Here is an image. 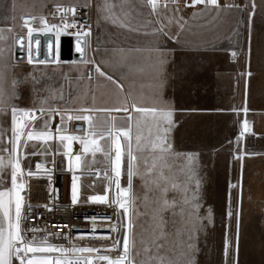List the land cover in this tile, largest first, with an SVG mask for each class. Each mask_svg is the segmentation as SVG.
<instances>
[{"label": "snow or ice", "instance_id": "obj_1", "mask_svg": "<svg viewBox=\"0 0 264 264\" xmlns=\"http://www.w3.org/2000/svg\"><path fill=\"white\" fill-rule=\"evenodd\" d=\"M129 3L130 0H119L120 10L125 17L130 14L125 11ZM140 3L152 17L149 23L157 25L154 29L156 33L167 35L164 29L173 22L180 27L184 26L181 22L182 18L176 16L180 0H140ZM91 4L92 0H85L82 7L87 8ZM10 6L14 10L16 0H11ZM115 6L109 0H104L103 5L98 6V10L107 11L109 16L106 18L112 19L114 23L119 22L122 27H129L113 13L112 9ZM184 7L197 9L196 14H199L203 11H220L239 6L232 3L221 5L220 0H184ZM251 7L253 11L249 14L250 20L256 7L255 0H252ZM57 14L60 16L62 26L49 24L47 18L43 16L22 17L21 26L26 29L29 45L34 33L55 30L58 47L59 36L68 34V29H76L74 33L76 50L81 54V62L85 65H94L97 78L104 77L122 91L123 85L119 84L112 75L102 71L101 67L89 58L87 50L90 44L87 38L92 34L91 26L82 23L78 26L77 22L69 21V16L75 17L77 14L76 6L65 7L63 4H58ZM37 20L42 27L33 25L32 22ZM129 30L139 31L130 27ZM3 31L0 29V39L4 38ZM23 39L24 37L19 38L17 43ZM35 43L38 45L39 41L36 40ZM250 52L249 48V54ZM232 55L235 56L236 53L233 52ZM28 62L32 63L31 58ZM38 62L46 63L44 60ZM53 62L58 64L59 60L54 57ZM244 75L247 97V78L251 77L252 73L247 71ZM65 79L67 80V77ZM93 80L89 73L67 85L50 87L40 106L30 109L15 105L10 106V109L5 107L3 92L0 91V113L10 111V136L6 140L4 130L0 128V174L10 169V187H3L0 190V264H14V262L15 264H176L171 253L177 247L182 250L183 264H194L195 235L201 227L198 223L200 182L195 179V170L192 167L195 156L176 153L172 148L170 140V133L174 127L172 110L163 104L145 106L135 102L131 105L127 103L101 105L97 103L96 91L92 87ZM15 83L13 81V85ZM241 111L245 114L248 112L246 101ZM113 113H124L123 124L117 122L118 117ZM57 118L59 122L53 127V121ZM72 121L85 123L83 134L69 132L67 125ZM250 131V124L244 119L238 140ZM74 142H78L81 146L75 153ZM30 147L36 150L29 153L27 149ZM54 150L55 153L68 158L70 171L74 162L75 168L83 166L88 174L97 178L101 176V171H93L85 163V157L91 153L95 160L96 153L103 154L107 161V166L103 170L107 185L103 194L90 195L87 199L92 203L115 205L118 215L123 217L120 229L110 226L108 234L93 237L113 240L111 245L103 248L73 245L68 248L49 242L47 237L56 233H47L43 237L28 235L29 232L37 233L42 230L24 224L27 219L25 196L22 195L27 187L25 178L37 176L40 170L45 172L50 170L42 163L35 165L36 171L25 169L22 164L29 155H49L53 154ZM5 153L6 156L3 155ZM243 155L241 153L237 158L243 159ZM52 163L54 164L55 161L53 160ZM122 174L127 176L126 187H122L120 183ZM181 175L185 177L183 181L179 180ZM134 176H139L143 180L142 195L133 191ZM3 179L4 176L0 175V182ZM79 181L80 177L74 175L71 185L73 204L78 203L80 199ZM193 181L194 188L190 186ZM169 192L180 194V199L176 197L168 199ZM109 193L112 194L111 200ZM138 200L146 208L150 205L151 211L141 213L137 207ZM177 207L179 212L176 211ZM165 211H171V221L165 220L163 215ZM142 214L146 217L145 224H140L137 219ZM228 215L231 216L232 212L229 211ZM177 216L180 217L179 221L176 220ZM210 217L209 210V219ZM239 230L240 212L237 208L235 243L233 244L232 240L226 237L225 256L230 249L234 255L238 254ZM116 231L123 233L119 239L113 238L110 234ZM93 232H96L95 228ZM111 252H116V255L102 254ZM85 253L89 255H81ZM234 264L237 262L234 261Z\"/></svg>", "mask_w": 264, "mask_h": 264}, {"label": "rangeland", "instance_id": "obj_2", "mask_svg": "<svg viewBox=\"0 0 264 264\" xmlns=\"http://www.w3.org/2000/svg\"><path fill=\"white\" fill-rule=\"evenodd\" d=\"M7 3L10 4L11 0H0V4ZM17 3L16 0V5ZM251 3L252 0H245L246 15L244 21L237 32L236 41H230L228 49L224 48L211 52L212 55L205 52L203 56H199L200 60H198V55L192 51L173 49V76H171L169 87L173 98L168 103L173 106L171 108L174 127L170 133V140L174 152L195 156L192 167L195 170V179L200 182L198 190L200 203L198 216L200 219L198 223L201 227L195 235L194 264H234V261L237 264H264V0H255L256 7L250 20L249 14L253 11ZM5 14L4 11H0V19L4 20ZM21 15V13L14 14L12 25L17 26L16 20L19 21ZM95 43L99 61L101 57L98 54L97 38H95ZM106 46L103 61H101L110 65V69L113 71L117 70L125 74L130 81V86L135 89V93L132 92V100L128 91L124 95V91L117 88L115 84L104 77H96L92 82V87L96 91L97 99L103 101L117 100L123 93L124 100L126 99V103L129 105L133 102L141 105L163 104L164 101L156 100L154 98L155 93L148 90V70H141L139 66L135 70L133 69V63L139 59L135 57L132 51L125 50L124 53H118V45L114 42L107 43ZM249 48L251 49L250 54ZM233 52L236 53L234 60H232ZM56 59L58 58L56 57ZM126 62L129 65L125 66L124 63ZM54 64L36 66L28 64L26 66V72L34 73L38 79L36 89L28 93L30 97L41 96L43 92L42 80H51L53 74L55 76L60 75L61 85L75 82L88 74V65H66L60 62ZM199 64H204V75L201 72H196ZM98 65L108 75H112L119 84H122L100 61ZM213 67H219L222 71H231L232 78L225 80V84L229 85L231 89L229 93L230 107H224L212 114L203 113L196 117L190 114L188 110L193 109L195 105L201 106L205 110L211 107L213 103L215 93L211 85ZM247 71H251L252 76L247 78L246 97V76L244 73ZM202 81L205 84L204 90L202 88L199 93L195 92L197 84ZM123 88H125L124 85ZM222 88H226V86L223 85ZM245 101L248 108L246 114L241 111L245 107ZM113 115L118 117V123L123 124L124 113H113ZM244 119L249 122L251 131L245 133L244 137L238 140ZM80 147L78 142H74V153L78 152ZM241 153L244 154L243 159L237 158ZM53 154L56 157L54 164L52 158H44L37 162L44 164L47 169L53 171L41 170L46 177L54 174L61 184L66 185L70 194L73 176L80 177L81 195L79 202L73 204L71 196L68 195V200L71 203L68 208L88 207V209L93 210L95 208H108L113 216L118 217L120 225L123 217L118 215V209L115 205L92 203L87 199L90 195L103 194L107 185V180L103 177V170L107 166V161L103 154L96 153L95 160H93L91 153L85 157V163L93 171H101L99 178L88 174L83 166L75 168L74 162L70 171L68 158L55 153V150ZM185 163L187 162L185 161ZM184 179L183 175L179 177L180 181ZM120 183L122 187L127 186L126 174H122ZM132 184L133 191L142 195L143 180L139 176H134ZM190 186L195 187L194 181ZM22 195L25 196V191ZM111 196L112 194L109 193L110 200ZM173 197L180 199V194L169 192L168 199ZM83 201L88 205H84ZM137 207L141 213L151 211V206L146 208L140 200L137 201ZM237 208L240 212L239 252L234 255L230 249L228 255L225 256L226 237L232 240L233 244L235 243ZM209 210L211 211L210 219ZM176 211L179 212V207ZM229 211L232 212L231 216L228 215ZM163 215L166 221H171V211H165ZM137 219L140 224L146 223V217L143 214ZM176 220L179 221L180 217L177 216ZM113 223H105V225L113 226ZM169 228H171V224H169ZM171 230L175 231V229ZM122 234L120 231L117 239ZM28 235L31 236L30 233ZM184 238H186V234H184ZM112 243L113 241L82 242L76 246L103 248V246ZM52 244L60 246L54 242ZM63 246L71 248L73 245ZM102 254L116 255L113 252ZM81 255L87 256L89 254ZM171 255L176 260V264H183L184 257L179 247Z\"/></svg>", "mask_w": 264, "mask_h": 264}, {"label": "crops", "instance_id": "obj_3", "mask_svg": "<svg viewBox=\"0 0 264 264\" xmlns=\"http://www.w3.org/2000/svg\"><path fill=\"white\" fill-rule=\"evenodd\" d=\"M95 4V32L96 38L99 44L98 54L103 59V54L107 48L106 44L110 42L118 45L117 52H125V50H131L139 61L133 63L132 67L135 70L139 68L141 70L147 69L149 76V88L150 92H154V98L158 101H164L163 105L172 110V104L169 105L168 101L172 100L170 82L171 76H173V49L186 50L194 52L198 55V60L201 56L208 52H215L221 49H228L230 41H236L237 32L242 26L245 18V0H220L221 5L225 3H232L239 7H233L230 9H222L220 11L213 10L203 11L199 14L197 9L184 7V0H180L179 11L176 13L177 18H182L183 27L173 22L169 24L164 31L167 35L156 33L154 31L157 25L149 23L152 19L148 15V10L142 6L140 0H130V3L125 7V11L130 14L125 17L120 10L119 0H109L110 3L116 5L112 11L124 24H127L130 28L138 29L139 31H130L129 27H122L119 22L114 23L112 19L106 18L109 16L107 11L98 10V6H102L104 0H93ZM15 9H11L10 4H0V11H4V20L0 19V29L3 31V39H0V91L3 92L4 106L10 109V106L20 107H39L41 101H43L50 87H58L61 85L60 75L55 76L53 74L52 79H43L41 85L43 86V92L41 96L30 97L29 92L34 91L38 86V79L35 74L26 72L25 68L28 64L32 66L36 65H55L53 61H46V63H39L33 61L32 63L18 62L14 58V43L15 37L18 33H26L21 25L23 23L22 17L28 15H35L37 17L46 16V12L54 5L64 3H85V0H17ZM202 7V6H198ZM15 13H21L20 21L16 20V24H13V16ZM171 15V13H169ZM35 27H42L39 21L32 22ZM167 23V21H165ZM11 29V31H9ZM42 32V31H41ZM212 55V54H211ZM200 56V57H199ZM101 64L113 73L125 88L122 90L128 91L132 98V92L135 93V89L130 86V81L125 74L120 71H113L110 65L102 62ZM125 66L129 65L127 62ZM198 65V64H197ZM196 72H201L204 75V64H199ZM102 70V68H101ZM103 71V70H102ZM231 79L232 74L229 70L222 71L219 67L212 69V88L214 93L213 103L211 107L205 110L201 106L195 105L193 109L188 110L190 114L199 116L200 114L207 113L212 114L220 111L224 107H230L231 89L229 85L225 84L226 79ZM15 81V85H13ZM204 81L197 84L195 92L204 90ZM226 88H222V86ZM90 102V101H89ZM97 103L101 105H121L126 103L123 93L117 100H99ZM156 104H149L145 106H151ZM226 112H228L226 110ZM192 115V116H193ZM0 128L4 130L5 140L10 134V111L0 113ZM3 155H7L6 153ZM29 159V158H28ZM43 160V159H42ZM40 161V160H39ZM10 169L0 174L4 176L2 182H0V188L10 187L9 180Z\"/></svg>", "mask_w": 264, "mask_h": 264}, {"label": "built area", "instance_id": "obj_4", "mask_svg": "<svg viewBox=\"0 0 264 264\" xmlns=\"http://www.w3.org/2000/svg\"><path fill=\"white\" fill-rule=\"evenodd\" d=\"M84 3H64L63 5L65 7L68 6H76L77 8V14L75 17L69 16V21H75L77 22V25L79 24H85L91 26V36L87 38L90 47L88 48V56L90 59H93L95 63L98 65L99 61L97 59L96 50L97 46L95 43L96 38V32H95V4L92 0L91 6L84 8L82 7ZM47 20L51 24H56L58 26L61 25L60 16L57 14V5H54L50 8L49 12L46 15ZM68 34H61V37H71L76 38L75 32L76 29H68ZM58 50L57 43H56V52ZM60 50V49H59ZM236 59V57H232V60ZM91 74L93 78L97 77V73L95 72V66L94 65H88V74ZM24 109H30L33 107H20ZM57 120L53 121V127L56 123H58ZM70 133H77V134H83L85 131V123L83 121H72L69 122L67 125ZM10 136V134L8 135ZM8 138V137H7ZM55 143V142H53ZM31 150V151H28ZM36 149L28 148L27 151L30 153L32 151H35ZM26 160L23 161L25 167H28V169L36 170L35 165L39 160H42L44 158H53V154L49 155H29ZM37 157V158H36ZM36 158V159H34ZM53 172V171H50ZM53 176L44 177V176H36L32 177L30 181L27 183V188L25 189V215L27 216V219L24 221V224H26L29 227L35 226L41 227L42 229H45L48 233H56L54 236H61L62 234H65V237H67L65 240H59L62 243L72 244L76 245L85 241H92L93 239H88V235H85L84 232H86L87 227L83 224V218H86L84 211H90L88 210V207H78L75 209L73 214H66V210L71 205L70 201L68 200L71 196L68 188L66 185L61 184L59 180L52 174ZM84 202V201H83ZM84 205H88L85 204ZM82 204V203H81ZM47 205V207H44ZM30 206V207H29ZM81 208H85V210H82ZM50 209V210H49ZM91 211H98L101 215H103V220L99 221L98 223H113V226H115L117 229H119L120 225L118 223V217L113 216L112 212L108 208H95V210ZM107 212V214H106ZM109 212V213H108ZM88 213V212H87ZM114 214V213H113ZM107 215V216H106ZM110 226H102L98 225L97 229L101 232L108 231L109 232ZM96 229V228H95ZM66 232V233H65ZM120 231L111 232L110 234L115 239L118 238ZM83 237V238H82ZM102 242L105 241H113V240H107V239H101ZM116 253V252H113Z\"/></svg>", "mask_w": 264, "mask_h": 264}, {"label": "water", "instance_id": "obj_5", "mask_svg": "<svg viewBox=\"0 0 264 264\" xmlns=\"http://www.w3.org/2000/svg\"><path fill=\"white\" fill-rule=\"evenodd\" d=\"M21 37H24V39L17 43V40ZM36 40L39 41L38 45L35 43ZM56 41L57 37L53 33L37 32L33 34L32 42L29 45L26 33H18L14 43V58L18 62H27L29 58L33 61H53V58L57 56ZM59 49L61 58L81 60V54L76 50V38L61 37L59 39Z\"/></svg>", "mask_w": 264, "mask_h": 264}, {"label": "bare ground", "instance_id": "obj_6", "mask_svg": "<svg viewBox=\"0 0 264 264\" xmlns=\"http://www.w3.org/2000/svg\"><path fill=\"white\" fill-rule=\"evenodd\" d=\"M46 17V16H45ZM20 19H21V17H20ZM20 21V20H19ZM49 24H51L50 22H49ZM42 33H53V34H55L56 35V31L55 30H53L52 32H43L42 31ZM61 36V35H60ZM60 36H59V39H60ZM57 58H58V60H59V62L60 63H64V64H66V65H69V64H73V65H85V64H83L82 62H81V60H77V59H72V60H68V59H63V58H61L60 56H59V40H58V50H57V56H56ZM28 157H30V156H28ZM56 157H55V155L53 154V160L55 159ZM22 167H24L25 168V166H24V163L22 164ZM27 169H28V167H27ZM32 171H36V170H33V169H31ZM37 176H44V177H46V175H45V173L43 172V171H39L38 173H37ZM36 177V176H35ZM32 178V177H31ZM31 178H28L27 177V183L30 181V179ZM27 188V187H26ZM0 190H2V189H0ZM78 207H76V208H68L67 210H66V214H73L74 213V211H75V209H77ZM82 210H85V208H81ZM88 210H90V211H84V212H86L85 213V215H83V216H85L86 218H83V224L87 227V231L86 232H84L85 233V235H88V239H90V238H92L93 240L92 241H85V242H96V241H102L101 239H97V238H93V237H95V236H98V235H104V234H108V231H103V232H101V231H99L98 229H97V227H98V225H102V226H105L106 227V225H105V223H98L99 221H101V220H103V218H101V217H103V215H101L100 213H102V212H98V211H91V210H93V209H88ZM88 212V213H87ZM107 214V213H106ZM107 216V215H106ZM108 226V225H107ZM38 229H41L42 231H40V232H37V233H32V232H29L30 234H31V236L32 235H36L37 237H43V236H45V235H47V233L48 232H46V231H43V230H45V229H42L40 226L39 227H37ZM94 228H96V232H93V229ZM66 233V232H65ZM112 236H113V234H112ZM48 238V240H49V242L50 243H52V242H54V243H56V244H60V245H72V244H69V242H68V244H66V243H62L61 241H59V240H65L67 237H65V234H62L61 236H54V235H50V236H48L47 237ZM50 240H52V241H50Z\"/></svg>", "mask_w": 264, "mask_h": 264}]
</instances>
